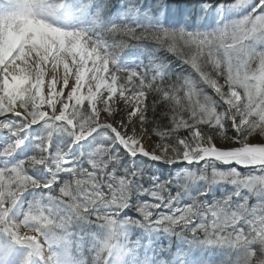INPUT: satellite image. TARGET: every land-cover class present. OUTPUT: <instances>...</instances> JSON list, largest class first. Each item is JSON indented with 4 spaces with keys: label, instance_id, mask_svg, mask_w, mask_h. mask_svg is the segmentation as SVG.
<instances>
[{
    "label": "snow or ice",
    "instance_id": "snow-or-ice-1",
    "mask_svg": "<svg viewBox=\"0 0 264 264\" xmlns=\"http://www.w3.org/2000/svg\"><path fill=\"white\" fill-rule=\"evenodd\" d=\"M0 264H264V0H0Z\"/></svg>",
    "mask_w": 264,
    "mask_h": 264
},
{
    "label": "trees",
    "instance_id": "trees-1",
    "mask_svg": "<svg viewBox=\"0 0 264 264\" xmlns=\"http://www.w3.org/2000/svg\"><path fill=\"white\" fill-rule=\"evenodd\" d=\"M224 167H227V166H224Z\"/></svg>",
    "mask_w": 264,
    "mask_h": 264
}]
</instances>
